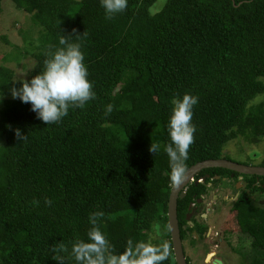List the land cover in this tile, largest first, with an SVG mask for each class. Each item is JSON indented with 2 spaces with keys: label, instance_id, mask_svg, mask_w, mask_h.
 <instances>
[{
  "label": "trees",
  "instance_id": "trees-1",
  "mask_svg": "<svg viewBox=\"0 0 264 264\" xmlns=\"http://www.w3.org/2000/svg\"><path fill=\"white\" fill-rule=\"evenodd\" d=\"M10 1L38 28L27 78L43 67L46 50L61 35L81 34L96 96L50 125L30 104L3 99L0 264H59L52 249L61 244L65 264H76L72 245L87 238L95 211L105 213L101 227L117 252L129 238L152 235L170 245L163 264H176L167 219L173 183L164 151L171 101L185 93L199 98L186 170L203 160H231L223 150L237 138L257 147L264 166L258 146L264 140V0H128L111 20L100 0ZM12 84V71L0 67V95ZM16 129L27 139L18 140ZM151 143L161 145L156 154ZM204 172L232 171L206 168L199 174ZM245 179L253 183V201L243 194L232 210L251 244L245 253L234 251L246 264H264V176ZM203 189L191 183L178 198L180 222L193 194Z\"/></svg>",
  "mask_w": 264,
  "mask_h": 264
},
{
  "label": "clouds",
  "instance_id": "clouds-1",
  "mask_svg": "<svg viewBox=\"0 0 264 264\" xmlns=\"http://www.w3.org/2000/svg\"><path fill=\"white\" fill-rule=\"evenodd\" d=\"M100 5L104 9L105 19L111 20L127 9L128 0H100ZM80 38L81 34L61 35L58 45H50L46 50L43 67L38 73L27 78L29 72H25L19 79L12 81V98L30 104L36 117L46 125L61 122L69 114L70 108L83 109L95 99L85 54L82 44L78 42ZM198 103L199 98L190 93L182 97L177 94L171 101V114L167 123L170 142L165 145L164 151L169 158L170 181L173 184H179L186 172L189 148L194 143L196 132L192 122L193 109ZM112 111V106L108 105L106 113L111 114ZM16 136L21 142L27 139L20 129H16ZM160 147L159 143H151L149 150L156 154ZM45 203L51 206L52 201L45 200ZM104 216L103 211L89 214L91 226L87 238L77 240L72 245L71 257L76 264H163L169 258V243L159 242L152 235L139 241L129 238L124 250L117 252L102 230ZM65 251L67 249L62 244L52 249L53 257L59 264H65L62 255Z\"/></svg>",
  "mask_w": 264,
  "mask_h": 264
},
{
  "label": "rangeland",
  "instance_id": "rangeland-1",
  "mask_svg": "<svg viewBox=\"0 0 264 264\" xmlns=\"http://www.w3.org/2000/svg\"><path fill=\"white\" fill-rule=\"evenodd\" d=\"M159 4H155L154 10L160 6ZM2 7L0 14V67H6L12 71L13 81L19 79L23 73L30 72L32 68L35 61L33 53L36 51L35 39L38 35V28L31 23L29 15L18 10L10 0H3ZM8 96H11V90L7 95H0V107L3 99ZM263 144L264 140L258 145L262 148V156H264ZM254 149L257 150V147L237 138L227 143L223 155L239 163L258 165L260 156L255 155ZM221 175H227V173L224 172ZM219 183L223 184V181ZM259 198L264 200V194L259 193ZM232 206L233 202L223 206L220 216L217 218L216 227L212 230V234L222 232L229 235H224L223 242L219 247L210 244L208 238L197 239V241L191 242L190 246L188 243L186 244L192 264H214L211 257L207 259L212 252L216 253L213 258L222 259L223 264H246V260L233 249L240 250L241 254L247 252L250 249L251 239L240 233ZM193 245H197L196 248L190 249Z\"/></svg>",
  "mask_w": 264,
  "mask_h": 264
},
{
  "label": "flooded vegetation",
  "instance_id": "flooded-vegetation-1",
  "mask_svg": "<svg viewBox=\"0 0 264 264\" xmlns=\"http://www.w3.org/2000/svg\"><path fill=\"white\" fill-rule=\"evenodd\" d=\"M199 173L200 171L195 174V176L198 175L197 178L194 176L193 180L189 181L185 186L183 189L184 194L182 196L179 194L178 196V198H184L191 183L195 186L202 185L204 188L199 194H193V200L188 203L187 211L183 218L184 222H180L177 214L180 238L187 264H192L188 254L187 243L190 246L191 242L193 243L197 239L202 240L203 238H208L209 243L213 246L219 247L222 244L224 235L226 236L228 233L223 234L220 232L221 234H212V230L216 227L217 218L220 216L221 209L224 205L231 202L234 203L243 194H245V200L253 201V183L249 185V180L245 179V174L238 173L235 176V172L233 171L227 173V175L213 174V172ZM220 181H223V184H218ZM196 246L193 245L190 249H195ZM171 251L173 255L172 243ZM215 255L216 253L212 252L207 258L209 259L211 257L214 264H216L214 260L218 259L213 258ZM219 260L223 264V260Z\"/></svg>",
  "mask_w": 264,
  "mask_h": 264
},
{
  "label": "water",
  "instance_id": "water-1",
  "mask_svg": "<svg viewBox=\"0 0 264 264\" xmlns=\"http://www.w3.org/2000/svg\"><path fill=\"white\" fill-rule=\"evenodd\" d=\"M206 168H224L245 175L264 176V166L240 164L226 158L208 159L191 165L186 170L182 181L179 184L172 185L167 203L168 229L176 264H187L183 253L180 230L178 226L177 199L179 194L180 196L184 194L183 189L189 183V181L193 180L195 174ZM215 263L221 264V261L216 259Z\"/></svg>",
  "mask_w": 264,
  "mask_h": 264
}]
</instances>
